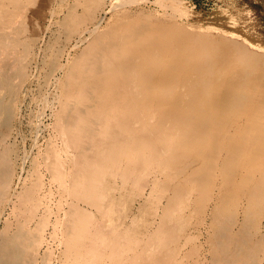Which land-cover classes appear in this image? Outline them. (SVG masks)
<instances>
[{
	"label": "bare ground",
	"instance_id": "6f19581e",
	"mask_svg": "<svg viewBox=\"0 0 264 264\" xmlns=\"http://www.w3.org/2000/svg\"><path fill=\"white\" fill-rule=\"evenodd\" d=\"M148 1L112 0L72 41L93 10L63 16L23 180L8 140L39 26L13 25L36 0H0V264H53L48 240L61 264H264V49L177 24L186 0H156L163 19L124 10Z\"/></svg>",
	"mask_w": 264,
	"mask_h": 264
},
{
	"label": "rangeland",
	"instance_id": "374dc122",
	"mask_svg": "<svg viewBox=\"0 0 264 264\" xmlns=\"http://www.w3.org/2000/svg\"><path fill=\"white\" fill-rule=\"evenodd\" d=\"M91 1H93V3ZM113 1L115 2V0ZM82 2L85 5H83ZM111 2L112 0H36L35 4L26 10H23V12H21L22 15L20 14V16H18L19 18L17 17L15 19V25L13 26L20 25L25 19H27V21L29 19L33 20V22L28 23L29 25L27 31L24 33L23 37H29L33 24L39 26L38 33L36 34V45L32 49L30 57L26 58L24 62L27 67L26 71L28 72V79L25 81L24 85H22L19 99L16 102V116L9 133L8 140L14 145L15 152L17 153L14 160V173L16 176H18V174L21 175L23 180H28V174L32 167L31 161L38 156L37 154L39 152L44 150L47 140L46 137L48 136V132H45L47 131L45 126L50 123V116H48V114H50L49 107L51 106L45 107V110H43L44 105L42 102L43 108H41V99H46L44 101L47 102H50L52 99V103L50 104H56V101L53 100L56 96L57 90L55 84L53 83L54 81L50 82L47 88V86H43L40 74V68L42 67V60L44 58L43 56H45V45L60 32V22L69 9H73L75 12L80 14L86 8L90 7L93 10V15L89 20L85 21V23H82V25L78 27L77 31H74L70 37L67 38L68 40L72 41L77 36V32H80L83 26L86 27L96 18H103L100 27V29H102L112 18V15L119 12V10H115L113 13L109 12V5ZM155 2L156 0H149L148 2L140 4H129L124 7V10L128 14L132 15L141 14L143 16H152L158 19H163L170 11L168 9H164L163 7L159 8V5ZM185 8L187 15L182 17L175 16L174 20L177 24L184 26L186 29L190 30L192 28H198L203 30H216L229 34L239 40H243L253 48L264 49V0H198L197 7L192 8L190 5L188 8ZM163 13L165 14L162 15ZM71 36H74L73 39ZM67 39L65 42H67ZM85 45L86 42L79 44L78 49L71 50L70 58H73L78 51L83 49ZM51 95L54 98L51 97ZM38 100L40 104L38 103ZM40 109L42 111H40ZM36 111L45 112L40 118V121L42 122L40 128L42 127V130H39V134H36L37 132L33 129V124L30 122L32 120V115L37 113ZM31 145L33 148H31ZM29 149L31 151H29ZM38 149H41V151L38 152ZM15 177L14 183H16V194H18L21 192L22 184L18 185V183L15 182ZM132 205L138 206L136 202H133ZM5 219H10L9 210L7 208L3 214L1 224ZM48 242V245L50 244L52 246L51 252L49 253L51 262H53V264H61L59 261L64 251V243L59 244L53 240H48ZM44 249L42 248V251Z\"/></svg>",
	"mask_w": 264,
	"mask_h": 264
},
{
	"label": "built area",
	"instance_id": "2783aa9c",
	"mask_svg": "<svg viewBox=\"0 0 264 264\" xmlns=\"http://www.w3.org/2000/svg\"><path fill=\"white\" fill-rule=\"evenodd\" d=\"M186 1L189 2L192 8H195L198 5V0H186Z\"/></svg>",
	"mask_w": 264,
	"mask_h": 264
}]
</instances>
